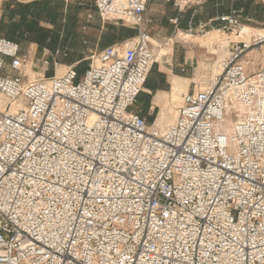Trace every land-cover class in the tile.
Returning <instances> with one entry per match:
<instances>
[{"label":"built area","instance_id":"1","mask_svg":"<svg viewBox=\"0 0 264 264\" xmlns=\"http://www.w3.org/2000/svg\"><path fill=\"white\" fill-rule=\"evenodd\" d=\"M90 1L136 35L81 74L48 53L30 78L0 37V264H264V35L230 42L160 127L131 110L155 62L147 0ZM216 22L243 26L187 31Z\"/></svg>","mask_w":264,"mask_h":264},{"label":"crops","instance_id":"2","mask_svg":"<svg viewBox=\"0 0 264 264\" xmlns=\"http://www.w3.org/2000/svg\"><path fill=\"white\" fill-rule=\"evenodd\" d=\"M87 1L89 3L86 0H0V37L17 42L20 53L29 58H41L61 50L62 54L54 55V58L66 66L84 59L90 51H99L112 42L136 35V30L123 22L101 21L92 2ZM232 12L240 14L243 25L264 24V0H147L144 17L151 42L163 43L172 41L175 34L187 31L190 24L196 26L199 22ZM84 13L85 16L90 13L96 15V18L88 19ZM246 18H250V22ZM219 25L214 23V27ZM121 26L135 30L134 34L109 41L110 31ZM176 55L175 51L176 65L181 68L164 70L155 67L163 74L162 86L154 90L144 86L143 97L131 106L132 111L149 118L150 122L156 107H159L154 103L157 92L168 91L172 76L181 77L182 70L197 60L192 49Z\"/></svg>","mask_w":264,"mask_h":264},{"label":"rangeland","instance_id":"3","mask_svg":"<svg viewBox=\"0 0 264 264\" xmlns=\"http://www.w3.org/2000/svg\"><path fill=\"white\" fill-rule=\"evenodd\" d=\"M87 3H89L86 0ZM90 7H87V9H89ZM92 9V8H91ZM88 11V10H87ZM91 12L93 13V9L91 10ZM85 16V13L83 14ZM98 16V15H97ZM86 18L90 19L91 17H93L94 19L96 18V15L87 14L85 16ZM248 25V24H245ZM249 26L252 27H256V28H261L264 29V24L262 25H258L256 23L254 24H249ZM217 28V27H214ZM212 28H207L206 31L211 30ZM187 33H191V34H203L205 32H201L199 29H195L193 32H188L185 31ZM180 33L175 34V36L173 37L172 41H166L163 43H158L156 42L157 46L153 47L154 53H155V62H154V66L157 68H163L168 69V68H173V70H175V68H181L180 66L176 65L178 63V58L174 57L175 51L177 52L179 56V54L181 52H183L184 50H189L192 49L194 51V55L195 58L197 59L196 62L191 65L190 67L184 68L182 70V74H179L183 79L180 80V86H181V91H180V97L176 100V101H167L165 104V111H168L169 107L173 108L174 110L177 111V108L179 107L180 103H181V98H182V94L185 91H189L192 90L194 88V82L196 83V89L199 88H203L204 86L207 85V83L209 82L211 76L215 73V71L213 70V65L216 61L220 60L221 58H223L224 56H226V54L228 53V47L230 46V43L228 45H226L224 48H220L218 47V45H212V46H207L201 43H190V42H184L183 40L180 39ZM225 33H229V32H225ZM161 47H165V50L163 52V54L158 53L157 54V49H160ZM211 51H215V54H211ZM94 51H90L89 53H92ZM62 54V51L58 50L57 54L53 53V57L54 55H60ZM39 59L40 57L36 58H31L32 64H29L28 66H26L24 69V71L26 72L27 75H29L31 77V73H33V76L36 77L38 76L39 72H40V65H39ZM259 58H257L256 60H258ZM57 64L55 65V68L57 70V68H61L64 71V65H61V63L59 62L58 58H54V60ZM54 65L52 67H49V71H47V74H50L51 70L53 69ZM84 65L82 66V70L84 69ZM62 71V72H63ZM32 77V78H34ZM170 90V88L168 89V91ZM144 92V91H142ZM137 104V103H136ZM160 111V106L156 107V110L153 114L152 121L155 120L156 124H159L156 122L157 120V116L159 114ZM174 118V113L167 115L165 114L163 116V121L165 123H167V125L169 123H171L173 121ZM147 120L150 122V119L147 118ZM159 126V125H158ZM166 126V125H165Z\"/></svg>","mask_w":264,"mask_h":264},{"label":"bare ground","instance_id":"4","mask_svg":"<svg viewBox=\"0 0 264 264\" xmlns=\"http://www.w3.org/2000/svg\"><path fill=\"white\" fill-rule=\"evenodd\" d=\"M253 35H264V29L252 27L249 25H243L240 30H237L231 33H225L222 30L213 28L207 31L206 33H203L200 35H193L187 32H181L180 39L183 40L184 42H196V43H201L207 46L218 45V47L224 48L230 42H236L240 39L248 40ZM127 41L132 43L131 39H128ZM152 43L154 46H157L155 41H152ZM164 50H165V47H161L160 49H157V54L158 53L163 54ZM210 53L215 54V51H211ZM216 62L213 65V68H214L213 70L215 72L218 71ZM62 71L63 69L59 67L57 68V74H61ZM33 73L30 74L31 75L30 78L34 77ZM181 79L183 78L179 76H172L170 90L157 92V94L154 97V103L160 106V111H159V114L156 120V122L159 123L157 125H159L160 127H164L165 125L167 126V123H165L162 120L165 114L170 115L174 113V117H175L177 113L176 110H174L171 107H169L168 111H165L166 110L165 104L167 101H171V102L176 101L180 97V91H181L180 80Z\"/></svg>","mask_w":264,"mask_h":264},{"label":"trees","instance_id":"5","mask_svg":"<svg viewBox=\"0 0 264 264\" xmlns=\"http://www.w3.org/2000/svg\"><path fill=\"white\" fill-rule=\"evenodd\" d=\"M134 31L135 30H133V29H131L129 27H126V26H121L118 29L115 28V29L110 31L108 40L112 41L113 39H117V38H121V37H129V36L134 34ZM6 39H8V38H6ZM113 43H116V42H112L111 44H113ZM108 45H110V44H108ZM86 64H87V61L85 59H82V60H80L77 63L76 69H77L79 74H81L83 72V71H81L82 70V66L84 65L86 67ZM162 77H163V74L160 73V72H157L155 70V66L153 65L151 67L149 73H148V76H147V78L145 80L144 86L150 88L151 90H154L156 88H160L162 86V83H161ZM143 95H144V92L141 91L138 94L136 100H138V99L140 100V98H142Z\"/></svg>","mask_w":264,"mask_h":264}]
</instances>
